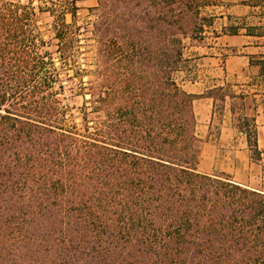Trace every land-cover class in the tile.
Masks as SVG:
<instances>
[{"label":"trees","instance_id":"trees-1","mask_svg":"<svg viewBox=\"0 0 264 264\" xmlns=\"http://www.w3.org/2000/svg\"><path fill=\"white\" fill-rule=\"evenodd\" d=\"M21 1L0 0V264H264V192L196 170L193 101L210 97L215 112L230 100L260 162L251 104L230 83L198 95L175 78L213 1L95 0L88 68L76 0H41L48 39ZM243 3L264 17V0ZM245 35L264 37V22ZM249 58L264 78V54ZM61 74L88 96L82 131L65 124Z\"/></svg>","mask_w":264,"mask_h":264},{"label":"crops","instance_id":"crops-1","mask_svg":"<svg viewBox=\"0 0 264 264\" xmlns=\"http://www.w3.org/2000/svg\"><path fill=\"white\" fill-rule=\"evenodd\" d=\"M243 1L217 0L213 2L208 7L210 15L214 17L212 25L207 27L209 32L204 30L200 42L196 45H190L187 50V53L190 54L188 58L197 61L210 71L208 74H210L209 77H211L213 84L210 87H204L197 79H189L188 82L181 79L179 84L185 91L200 95L207 89L230 83L237 88L236 94L244 95V99L251 98L252 103H250V108L247 111H250V116L255 117L257 143L259 145L262 140L264 142V78L260 75L259 66L250 63L249 56L264 54V46L258 45L263 42L261 40L264 37L257 38L245 35V26L263 23L264 17L259 16L261 11L259 8H252L244 4ZM232 24L239 26L237 34H224L223 28ZM206 34L211 36L209 43H205ZM219 43L223 48L229 49H225L224 53L217 52V50H223L218 49ZM192 48L200 50V52L191 54ZM233 49L235 52L232 51ZM226 100L219 122L218 142H222V146L229 145L236 140L237 135H240L243 143L240 147L232 150L219 149L217 154L219 152L222 156L216 155L215 157H222L223 159H230L229 157H231L234 163L239 165L240 170H257L260 168V164L250 161L245 135L238 132L234 127L235 118L238 114H232L231 101ZM192 107L197 121L198 136L200 138L208 137L215 117L213 99L206 96L198 97L193 101ZM216 170L234 174V170L229 167H219Z\"/></svg>","mask_w":264,"mask_h":264},{"label":"rangeland","instance_id":"rangeland-1","mask_svg":"<svg viewBox=\"0 0 264 264\" xmlns=\"http://www.w3.org/2000/svg\"><path fill=\"white\" fill-rule=\"evenodd\" d=\"M213 2L217 0H212ZM28 2L32 3V6L35 8V16L37 17V24L40 26L41 31L43 32V38L48 39L51 36V33L47 31L49 26L51 25L53 21V17L51 14L46 11L42 10L39 11L38 7H43V2L41 0H22V4H27ZM95 4V0H76L75 5L77 7L76 11V18L72 21L74 25H76L80 29V53L77 57V60L81 67L88 68V63H91V57L94 54V47L91 46V42L87 41V37L89 36V32L84 31V23L88 19V8L92 7ZM206 14H210L209 9L206 8L204 10ZM66 21L71 22L70 15H66ZM218 25V22H217ZM206 32H209L207 28H205ZM207 40H205V43H209V38L211 37L209 34H206ZM261 41H264L262 39ZM200 42V39L193 41V42H186V48L184 50V57L188 58L187 50L190 47V45H196ZM221 43L217 46L218 49H223L222 51L217 50V52L224 53L225 49L229 48H223L220 46ZM232 51L235 52L233 49ZM200 52V50H195V48H192L191 54H195ZM188 63L185 64L186 68L176 73L175 78L180 83L181 79L188 82L189 79H197L201 84L204 85V87H210L213 83L211 82V77H209L210 74H208L210 71L208 69H205V66L200 65L197 61H193L191 58H188ZM250 60V59H249ZM70 73V72H69ZM62 83L64 85V94H63V103L66 105V114H65V124L67 127L75 125L79 131H82V128L84 126L83 122V110L82 105L84 102V99H87L88 96H83L82 94L77 92L76 86L73 84V82L65 76V74H61ZM87 76H83L82 81H86ZM78 80H75V83ZM75 86V88H74ZM232 90L237 91L236 87H232ZM226 101H229L228 99ZM248 102L252 103L251 98L247 99ZM223 106V104H222ZM222 109L219 110L216 108L215 110V117L211 124L210 129V135L205 138H200L201 143L199 147V155H198V162L196 165V170L199 172L204 173H219L216 168L219 169V167H229L230 169L234 170V174H228L227 172H221L226 175H229L232 180H234L237 183H240L242 185L248 186L253 189H258L262 192H264V142L263 140L259 143V148L263 151L262 154V160L259 163V167L257 170H240L239 165L237 163H234V160L231 159H223L222 157H215L216 155L222 156L217 150L224 149V150H232L233 148L240 147L243 143L241 140L240 135L236 136V140L234 142L230 143L229 145H224L222 142H218V132L220 127V119L222 116ZM247 115L250 116V111H247ZM96 114L88 113L87 114V124L92 125L91 120L94 119ZM196 134L198 135V132L195 130ZM250 161H252L250 159ZM238 162V161H237ZM255 162V161H252ZM262 171V172H261ZM242 181V182H241Z\"/></svg>","mask_w":264,"mask_h":264}]
</instances>
